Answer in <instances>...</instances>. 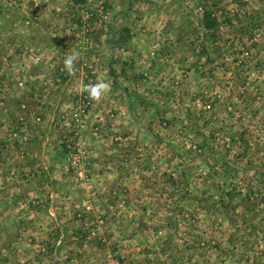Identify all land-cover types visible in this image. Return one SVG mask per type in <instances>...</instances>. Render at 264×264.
<instances>
[{"label": "rangeland", "instance_id": "rangeland-1", "mask_svg": "<svg viewBox=\"0 0 264 264\" xmlns=\"http://www.w3.org/2000/svg\"><path fill=\"white\" fill-rule=\"evenodd\" d=\"M99 1L0 0L1 123L2 114L7 116L4 106L6 96L22 94L23 87L26 86L18 76L22 73L25 75L27 71L35 74L45 69L42 63L46 56L37 54L38 48L35 49V45L27 44L28 32L33 37L36 29L47 26L54 38L45 40V44L50 45L48 53L53 59L64 60L74 49L80 52V57L94 53L101 57L109 56L115 61L119 60L118 53L114 50L118 47L123 52L124 44L122 40L117 42L116 38L113 41L116 44L114 48L107 40L106 30L110 23L118 29L119 23L116 19L120 11L115 5L109 9L108 4L115 0H102L104 18L97 23L90 14L95 13L100 5ZM190 2L188 11L181 9L184 17L180 16L174 22V28L185 27L190 30H200V26L205 28L207 20L203 13L206 6L205 10L210 12V20H214L217 23L215 28L220 29L221 43L227 44L231 41V34L228 33L231 26L238 27V31L242 29L236 40L230 42L236 49L231 50L229 45L228 50L233 53L222 62L223 64L234 62L231 66L232 71L237 73L238 65L249 60L252 44L264 46V4L260 0L258 3H252L251 0L221 2L190 0ZM73 11L79 13L77 16L80 17L82 26L84 23L83 27L70 30L75 34L73 39L68 37L66 32L53 31L61 29L60 25L64 22L60 14ZM251 11L256 12L261 21L247 17L251 16L249 13ZM110 12L114 17L110 16L108 23L107 15ZM36 13L40 16L46 14L47 18L37 19ZM207 38L213 40L214 35L209 33ZM36 40L34 37L32 42ZM54 47L56 49L52 50ZM84 47L88 48V53ZM183 47L186 48L185 45ZM92 48L95 51H92ZM199 49L200 47L196 50L190 49L184 54L179 49L174 52V59L169 57L166 74H172L173 82L167 83L172 87L168 86L166 98L163 100L167 101V105L163 103L161 112H157L162 120L169 122L173 138L176 140L173 139L170 149L159 147L163 149V153L167 151L173 156L174 170H178L175 165H180L177 158L185 157L190 160L186 164L189 167L184 166L187 170L182 171L181 177H179L181 171L178 175L175 174L173 180L175 192L153 196L133 194L128 198L126 195L125 203H122V198L114 197L113 205L117 206L120 203L121 207L100 213L94 209L92 213L97 214V218H103L102 228L82 225L59 229L49 227L46 233L52 237L45 243L30 240L7 243L11 246L8 252L5 251V244H1L0 251L4 254L0 256V264H264V111L263 117L253 115L250 101L241 97L246 91H241L240 87L246 86L247 82L242 76L238 78L236 76L233 87L226 80H222L223 91L216 101L211 93L210 82L203 84L205 94L201 92L199 99L191 98L192 95H198V84H193V80L190 83L177 80V76L183 74L182 70H185V63L179 64V67L175 63L177 55L187 56L188 53L193 62L196 59L194 55L198 54ZM238 60L239 64L236 63ZM22 65L28 66L25 71L21 70ZM189 68L195 70L197 65L192 67L189 65ZM82 70L85 71L83 68ZM151 75L143 73L139 79L145 82ZM134 85L129 86L131 101L129 100L128 104L140 101L137 99L140 94L145 98L143 102H148L146 98L149 97V93H146V90L150 88L149 83H144L141 88ZM192 85L193 93L186 97V87L192 88ZM163 86L159 88L162 90ZM232 89L234 93H231ZM162 92L164 93L165 89ZM110 93L116 94V91L110 89ZM16 104L18 111L24 110L23 103ZM100 106V101L89 99L84 92L75 99H69L68 104L59 110L55 118L58 123L51 122L53 129L61 131L58 145L61 146L64 155L63 170L74 174L78 185H82L81 188H84L83 185L87 182V174L92 163L93 142L97 143L95 140L102 138L104 140L102 143L111 141L113 145H117L123 139L116 122L112 124L113 129L107 122L91 123V118L97 117L95 115L97 112L100 114L105 111L99 110ZM146 106L149 108L147 103ZM142 107L139 105V110ZM114 109L107 112L110 120L113 117L117 119V116L112 114L113 111H117ZM148 112H144L140 122L149 119L146 117ZM119 114L127 116L122 112ZM33 118L34 128L40 123L41 118L38 115ZM27 126L25 117L19 113L11 120L6 133L5 145L17 149L18 156H23L21 144L27 141V134L30 132ZM189 126L193 127L194 131L191 127L188 129ZM31 127L32 125L30 130L36 131ZM127 132L129 137H134L130 134L131 131ZM234 141L237 142V148L233 147ZM139 146L134 149V145L130 144L129 148L136 153ZM142 146L148 149L149 142ZM110 155L117 157V151ZM196 160L201 161L200 165H196ZM115 167L113 169L108 167L106 171H117L118 166ZM188 172L190 175H187ZM199 177V185H196ZM117 182L118 179L115 178V183ZM188 185L193 188L190 193L186 189L189 188ZM77 193L82 204L80 214L87 218L92 211L90 199L86 198L87 190L78 189ZM150 197L151 212L137 211L131 205L134 201L146 204ZM106 206L109 210L111 207L109 201ZM138 214L142 216L141 222H137ZM91 230H97L93 237H90Z\"/></svg>", "mask_w": 264, "mask_h": 264}, {"label": "crops", "instance_id": "crops-1", "mask_svg": "<svg viewBox=\"0 0 264 264\" xmlns=\"http://www.w3.org/2000/svg\"><path fill=\"white\" fill-rule=\"evenodd\" d=\"M221 1L223 0H215V2ZM251 2L258 3V0H251ZM260 2L264 4V0H260ZM190 4V0H115L109 3V9L115 5L120 13L116 19L119 23L118 29L111 26V23L108 24L107 40L114 45V48L116 44L113 41L116 38H118L117 42L122 40L123 52L118 47L115 48L114 51L118 53L119 59L115 61L109 56L101 57L94 53L89 55L88 48L84 47L88 55L80 57L76 64L75 75L67 73L64 69L63 59H53L49 55L50 45L46 46L45 40L49 38L52 40L54 37L47 26L36 29L33 37L28 32L27 40L29 42L27 44L35 45V49L38 48L36 53L42 57L46 56L42 63V67L45 69L35 74L29 71L25 75L20 74L18 77L22 78V82L26 84L22 94L15 96L9 94L4 99L7 116L2 114L3 122L0 121V246L5 244L6 252L11 248L7 243L25 242V240L45 243L52 237L46 233V229L49 227L59 229L82 225L102 228L103 218H97L98 215H92V213L94 209L100 213L104 210L110 212V210L121 207L120 203L117 206L113 205L114 197L122 198V203H125L126 195L128 198L133 194L143 193L153 196L154 194H173L175 192L173 180L180 171L179 177L182 176V171L187 170L184 166L189 167L186 164L190 160L185 157L177 158L180 165H175L178 170H174L173 156L167 151L163 153V149L159 148L161 146L167 149L171 148L174 142L172 128L169 122L162 120L157 112H161L163 103V105H167V101L163 102V100L166 98L168 86L172 87L167 83L168 81L173 82V77L172 74H166V65L169 63V57L174 59L173 54L176 50L181 49L184 54L190 49L196 50L200 47L197 51L198 54L194 55L196 59L193 62H191V55L188 53L187 56L177 55L175 63L178 67L179 64L185 63L184 69L186 70H182L183 74L177 76V80L181 79L184 83H190L193 80V84H198V95H192L191 98L199 99L201 92L205 94L203 84L210 82L212 84L211 93L216 101L223 91L221 89L222 80H226L233 87L236 76L237 78L242 76L247 82H245L246 86L240 87L241 91H246L245 94H241V97L250 101L253 115L263 117L264 56L260 55L264 54V46L252 44L249 60L238 65L237 73L232 71L231 66L234 62L226 64L222 62L233 53L228 50L229 45L231 50L236 49L230 42L236 40L242 29L240 28L238 31V27L231 26L228 29V33L231 34L230 44L221 43L220 29L215 28L217 23L214 20H210V12L205 10L206 6H204L203 17L209 26L205 28L200 26V30H190L185 27H180V30L174 28V22L180 16L184 17L181 9L188 11ZM171 9L173 10L171 11ZM77 13L76 11L64 12V14L62 12L60 18L64 22L59 24L61 29H53V31L66 32V35L73 39L75 34L70 30L84 26V23L82 26L81 19L77 16L79 13ZM111 13L107 15L108 23L110 16L114 17ZM249 13L251 16L247 15V17L261 21L256 12ZM36 14L37 19L47 18L46 14H41V16L39 13ZM113 21L115 20L113 19ZM209 33L214 35L213 40L207 38ZM34 37L37 38L36 42H32ZM55 49V47L52 48V50ZM80 49L82 51V48ZM92 51L95 50L92 48ZM236 63L239 64V60ZM160 64L162 66H159ZM195 64L197 69L189 68V65L192 67ZM26 67L28 66L22 65L21 70L25 71ZM82 68L85 70L84 72ZM143 73L152 75L149 80L142 82L139 78ZM17 74L15 75L17 76ZM100 80L109 81L111 89L115 90L116 94H111L109 91L102 97L99 110L105 111L100 114L97 112L95 114L97 117H92L91 123L99 124L95 121L107 122L113 129L112 124L116 122L123 139L117 145H113L111 141L102 143L104 141L102 138L96 139L97 143L93 142L92 163L87 174V182L84 183V188H81L82 185H78L76 176L63 170L64 155L61 146L58 145V136L61 131L53 129L51 122L58 123L55 118L59 114V110L68 104L69 99H75L79 94L84 93L83 89L86 84H95ZM144 83L150 85V88L146 90V93H149V97L146 98L148 102L144 103L145 98L140 94L137 98L140 101L128 104L131 97L129 86L135 84V87L139 88L140 86L141 88ZM163 84L165 85L163 86ZM161 86H163L162 90L165 89L164 93L159 88ZM193 88L194 85L192 88L186 87V97H190ZM231 93H234V89L231 90ZM132 99L134 98L132 97ZM12 102L13 104H11ZM16 102L24 104L23 111L21 109L18 111ZM170 104L172 105L171 102ZM139 105L143 106L140 109L142 113L138 108ZM259 108L261 110H258ZM111 109L115 110L112 114L116 115L117 119L114 117L111 120L108 119L107 112H110ZM145 111H149L146 116L149 119L140 122ZM119 112L127 114V116H122ZM19 113L25 117L28 131H30L27 132V141L21 144L23 156H18L17 149L8 148L4 143L10 122ZM35 115H38L41 121L33 128L34 122L32 121H34ZM31 125V129H36V131L30 130ZM191 130L194 131V128L191 127ZM127 131H131L130 134H133L134 137H129ZM147 141L149 142L148 149L142 146ZM195 143L199 142L195 141ZM130 144L134 145V149L140 145L136 153L129 148ZM233 147L237 148V142L234 141ZM115 151H117V157L111 156L110 154ZM129 152L133 154H129ZM195 162L196 165H200L201 161L196 160ZM115 165L118 166L117 171L115 169V171H106L108 167L113 169ZM187 175L190 173L188 172ZM184 176L186 175L184 174ZM115 178L118 179L117 183H115ZM201 179L203 181L204 177ZM199 180L200 177L196 185H199ZM188 187L186 189L189 193L193 191L190 185ZM178 188L180 189V186ZM78 189L81 191L86 189L88 194L86 198H89L91 202L92 211L87 218L80 214L82 204L78 200ZM202 189H204L203 184ZM93 201L95 205H93ZM107 201L111 204L109 210L107 206L105 207ZM151 203L150 197L146 204L134 201L131 205L137 211L151 212ZM137 217V222H141L142 216L138 214ZM96 231L91 230L90 237L97 234ZM3 254L4 252L0 251V256Z\"/></svg>", "mask_w": 264, "mask_h": 264}, {"label": "clouds", "instance_id": "clouds-1", "mask_svg": "<svg viewBox=\"0 0 264 264\" xmlns=\"http://www.w3.org/2000/svg\"><path fill=\"white\" fill-rule=\"evenodd\" d=\"M80 52L73 50L63 61L64 69L69 75H75L77 69L76 64L79 62ZM111 84L109 81L100 80L95 84L84 86V91L87 93L89 99L93 101H100L102 97L109 92Z\"/></svg>", "mask_w": 264, "mask_h": 264}, {"label": "built area", "instance_id": "built-area-1", "mask_svg": "<svg viewBox=\"0 0 264 264\" xmlns=\"http://www.w3.org/2000/svg\"><path fill=\"white\" fill-rule=\"evenodd\" d=\"M101 1L102 0L99 1L100 5L96 9L95 13L90 14V15L93 16L94 20L97 23H100L101 21H103V18H104V11H103V6H102V2ZM36 120H38V118H36Z\"/></svg>", "mask_w": 264, "mask_h": 264}, {"label": "trees", "instance_id": "trees-1", "mask_svg": "<svg viewBox=\"0 0 264 264\" xmlns=\"http://www.w3.org/2000/svg\"><path fill=\"white\" fill-rule=\"evenodd\" d=\"M207 26H209V24L207 23Z\"/></svg>", "mask_w": 264, "mask_h": 264}]
</instances>
